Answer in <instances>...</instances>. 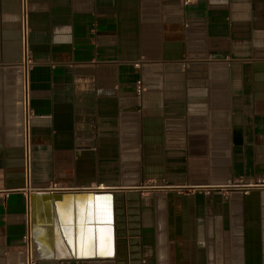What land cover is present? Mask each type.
Wrapping results in <instances>:
<instances>
[{
    "label": "crops",
    "instance_id": "crops-1",
    "mask_svg": "<svg viewBox=\"0 0 264 264\" xmlns=\"http://www.w3.org/2000/svg\"><path fill=\"white\" fill-rule=\"evenodd\" d=\"M29 28L24 75L0 0V264L27 214L35 264H264V0H30Z\"/></svg>",
    "mask_w": 264,
    "mask_h": 264
},
{
    "label": "built area",
    "instance_id": "built-area-1",
    "mask_svg": "<svg viewBox=\"0 0 264 264\" xmlns=\"http://www.w3.org/2000/svg\"><path fill=\"white\" fill-rule=\"evenodd\" d=\"M29 12H30V0H19V28H20V47H21V57L19 65L24 73H27L28 69L32 65L33 61L30 56L29 49ZM139 88V87H138ZM22 148H23V168L26 178L29 179L31 170V141H30V119L33 115L32 109L29 102V89L27 80L22 79ZM246 184L244 182L238 181L232 183V185L240 186ZM253 184V183H252ZM57 191H65L68 186L62 185L57 182H53L50 185ZM29 200H28V211H29ZM22 255L23 264H35V243L32 238L31 222L29 220V214H27L26 220V230L23 235V245H22Z\"/></svg>",
    "mask_w": 264,
    "mask_h": 264
},
{
    "label": "snow or ice",
    "instance_id": "snow-or-ice-1",
    "mask_svg": "<svg viewBox=\"0 0 264 264\" xmlns=\"http://www.w3.org/2000/svg\"><path fill=\"white\" fill-rule=\"evenodd\" d=\"M108 254L110 255L111 253L109 252Z\"/></svg>",
    "mask_w": 264,
    "mask_h": 264
}]
</instances>
